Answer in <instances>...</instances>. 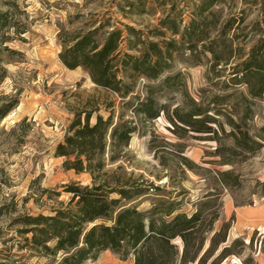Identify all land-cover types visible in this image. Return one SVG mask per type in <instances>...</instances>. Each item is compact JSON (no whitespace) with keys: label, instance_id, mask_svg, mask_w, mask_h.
<instances>
[{"label":"rangeland","instance_id":"rangeland-1","mask_svg":"<svg viewBox=\"0 0 264 264\" xmlns=\"http://www.w3.org/2000/svg\"><path fill=\"white\" fill-rule=\"evenodd\" d=\"M135 1L0 0V12H9V27L0 32V112L14 106L0 118V259L10 255L23 264L53 263V258L21 250L23 238L18 231L23 227L15 220L54 215L61 202L70 201L65 186L74 182L92 185L90 174L64 168L65 158L55 155L56 147L64 141L76 114L93 111L94 124L98 115H110L107 104L115 102L116 115L119 111L121 99L116 94L96 86L82 68L70 70L63 65L59 58L62 33L77 35L94 29L99 22L110 21L118 28L129 25L150 35L159 26L163 12L173 5L184 10L183 24H188L192 15L187 6L197 0H143L147 13L126 15L122 8L128 10V2ZM164 1L166 6L162 5ZM214 10L220 27L229 19L236 20L230 38L238 36L233 48L239 54L247 55L264 38V0H223ZM123 47L126 50V45ZM187 56L165 76L182 73L190 97L223 112L216 117L224 129L215 128V134L176 135L162 114L147 123L145 135L141 131L133 136L126 158L108 168L121 167L128 177L153 184L147 195L130 204L139 211H149L154 203L164 201L174 203L176 213L191 216L202 202H211L204 208L200 227L204 239L201 256L226 223L227 242L208 256L206 264H264V98H251L246 86H232L233 67L239 62L236 58L214 72L210 53L201 54L199 64L189 62ZM3 69L6 74L1 79ZM143 84L140 82L138 89ZM243 96L248 100L247 111ZM160 101L173 110L184 98L170 90ZM82 115L84 120L86 113ZM130 117L128 111L125 119ZM228 117L236 122L245 117L241 135L248 133L261 147L255 152L236 149ZM166 142L182 147L174 148ZM153 147L163 150L156 152ZM183 158L193 162V167H186ZM219 172L231 173L228 185L219 181ZM236 240L240 243L234 245ZM174 244L180 252L177 264H181L184 243L177 238ZM226 247L235 255L219 262ZM86 264H135V257L131 254L122 260L120 254L106 251Z\"/></svg>","mask_w":264,"mask_h":264},{"label":"trees","instance_id":"trees-1","mask_svg":"<svg viewBox=\"0 0 264 264\" xmlns=\"http://www.w3.org/2000/svg\"><path fill=\"white\" fill-rule=\"evenodd\" d=\"M222 1L197 0L188 4L192 18L185 25L184 10H177L173 5L163 12L159 26L150 35L129 25L118 28L110 21L99 22L94 29L77 35L62 33L59 58L63 65L70 70L82 68L96 86L116 94L121 102L117 115L115 102H111L106 105L110 113L108 118L98 115L94 124L91 122L93 111H84V120L83 113L75 115L67 136L56 147L55 155L65 158L66 170L90 174L92 185L74 182L65 186V192L71 195L70 201L67 204L61 202L60 207L53 210L54 215L17 218L15 223L23 227L18 231L23 238L21 250L31 252L33 256L53 258L51 264H86L96 261L106 251L120 254L122 260L133 254L135 264H177L180 252L174 240L180 238L184 243L181 264L196 261L206 264L208 256L227 242L226 223L201 256L204 239L200 227L204 221V208L211 202H202L191 216L176 213L175 204L164 201L154 203L149 211H139L130 204L147 195L153 184L128 177L121 167L108 168L125 159L133 136L141 131L145 135L147 123L162 114L172 124L176 135L178 132L215 134V128L224 129L216 117L223 112L190 97L182 73L165 76L187 54L189 62L199 64L201 54L210 53L214 72L221 65H230L236 58L239 62L233 67L232 86H246L251 98H264V38L247 55L234 50L238 36L230 38V32L236 20L229 19L220 27V18L214 10ZM162 5L167 3L164 1ZM127 7L128 10L122 8L126 15L148 12L143 0L128 2ZM7 27L9 12H0V32ZM3 73L1 79L5 78L4 69ZM140 82H144L141 90L138 89ZM170 90L180 92L184 98L173 110L170 104L160 101V97ZM243 101L247 111L245 96ZM13 108L1 109L0 118L6 117ZM128 111L131 117L125 119ZM227 119L233 129L231 135L236 149L255 152L261 147L260 142L248 133L241 135V122L245 117L240 118V122L231 117ZM153 149L156 152L163 150ZM179 152L183 153V150ZM183 160L186 167H193V162L187 158ZM230 176V172L218 173V179L224 185L229 184ZM262 186L264 188V183ZM238 243L240 241L236 240L233 244ZM230 255H235L231 248H224L219 262ZM0 264L23 263L8 255L0 259Z\"/></svg>","mask_w":264,"mask_h":264}]
</instances>
